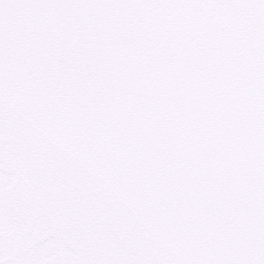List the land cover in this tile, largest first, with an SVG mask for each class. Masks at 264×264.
<instances>
[{
    "label": "snow or ice",
    "instance_id": "obj_1",
    "mask_svg": "<svg viewBox=\"0 0 264 264\" xmlns=\"http://www.w3.org/2000/svg\"><path fill=\"white\" fill-rule=\"evenodd\" d=\"M0 264H264V0H0Z\"/></svg>",
    "mask_w": 264,
    "mask_h": 264
}]
</instances>
